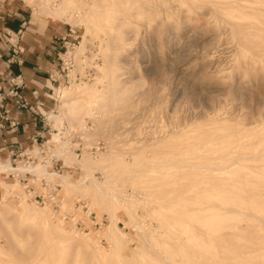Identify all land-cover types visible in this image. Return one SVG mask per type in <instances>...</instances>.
<instances>
[{"label":"rangeland","instance_id":"rangeland-1","mask_svg":"<svg viewBox=\"0 0 264 264\" xmlns=\"http://www.w3.org/2000/svg\"><path fill=\"white\" fill-rule=\"evenodd\" d=\"M6 4L27 9L37 26L24 38L34 30L46 41L69 28L78 36L73 75L91 68V78L52 85L47 137L66 125L103 149H83L75 166L68 153L58 175L39 168L59 184L65 210L86 204L76 210L86 229L16 198L21 184L0 174L5 206L47 208L52 225L88 244L61 243L9 212L0 264H264V0H0ZM88 10L97 23L84 20ZM76 85L99 90L83 129L80 106L71 120L59 114L60 96L76 98ZM59 175L84 182L67 187ZM89 212L104 218L100 228ZM110 221L115 240L104 235Z\"/></svg>","mask_w":264,"mask_h":264},{"label":"built area","instance_id":"built-area-1","mask_svg":"<svg viewBox=\"0 0 264 264\" xmlns=\"http://www.w3.org/2000/svg\"><path fill=\"white\" fill-rule=\"evenodd\" d=\"M74 34V31L69 28L65 36H55L51 42L56 49L53 58L57 64L54 69L47 73V78L52 85H57V87L60 85L70 87L79 82L80 78L83 80L91 78V68H87L84 76L77 73L73 75L74 58L72 52L79 43L77 40L78 36ZM6 35L9 38V44L14 49L15 46L11 42L12 35L8 33ZM22 86L23 79L20 75H6L4 71H0V130L6 127L16 128L19 125L17 119L9 117V109L5 103L7 98L13 101L16 108L38 115L36 106H42L43 100L39 98V94L34 90L32 95L35 103H31L22 96ZM50 91L53 93V89L50 88L48 93H44V97L52 99ZM39 117L42 130L34 133L28 146L20 149L10 142H3L0 145V152H6L5 158L0 156V166L9 165V168L2 170L0 173L6 177L16 179L21 184V196L24 199L32 201L35 205L50 206L53 214L61 220L70 222L75 227L86 229L79 219L76 218V210L79 207L84 212L88 210L86 204L77 200L74 203V209L65 210L59 184L50 181L44 175L31 172V170L35 165L41 164L46 171L51 170L52 172L60 173L67 168L64 163V156L68 153L73 155L75 161L71 165L75 166L83 149H86L92 156H96L103 149V146H89L82 141V138L77 137L80 134L78 135L66 125L60 128L61 133L57 138H48L47 136L52 131L48 114L45 113L39 115ZM20 166L24 167L23 170L19 169ZM15 197L19 199L20 195L15 194ZM89 216L90 225L93 228H100L104 224V218L98 220L91 212H89Z\"/></svg>","mask_w":264,"mask_h":264},{"label":"crops","instance_id":"crops-1","mask_svg":"<svg viewBox=\"0 0 264 264\" xmlns=\"http://www.w3.org/2000/svg\"><path fill=\"white\" fill-rule=\"evenodd\" d=\"M27 13V9L17 4L11 8L8 4L0 7V71H4L6 75L22 77L21 94L31 103H35L32 95L34 90L43 100L42 106H36L38 115L16 108L10 98L5 101L9 109V117L17 119L19 125L16 128L6 127L0 130V145L3 142H10L20 149L30 144L35 132L42 130L39 115L47 113L51 108V102L44 97V93H48L52 88L47 73L54 69L57 63L53 58L56 49L51 42L53 37H59L55 32L51 34L50 39L45 41L44 37H40L39 32L33 30L32 35L29 32L24 38V35L20 33L29 31L31 25L37 27L30 23L31 18ZM6 33H13L17 36L15 42L11 40L15 46L14 49L9 44ZM0 156L5 158L6 152H0Z\"/></svg>","mask_w":264,"mask_h":264},{"label":"bare ground","instance_id":"bare-ground-1","mask_svg":"<svg viewBox=\"0 0 264 264\" xmlns=\"http://www.w3.org/2000/svg\"><path fill=\"white\" fill-rule=\"evenodd\" d=\"M217 10H219V9H217ZM52 14L54 15V13H52ZM84 16H85V18H84L85 21H89V22H92V23H97L99 21V19L95 18L92 15L90 10H88L85 13ZM91 17L94 18V19L90 20ZM110 85H111V83H110ZM67 92H68V90H67ZM67 92L66 91L63 92L62 95L60 96V102H61V106H63V108H62V110H60L59 114L65 115V117H67V119L71 120L72 116L75 113L74 110L76 109V106H80L81 108L79 109L78 112H79L80 116L82 114V116H81L82 118L80 117L81 118L80 127H81V129H83V128H85V125H86L85 122L87 120L85 117H90L91 118L93 116V114L95 113V112L94 113L92 112L91 106L94 103V101H96V99L100 98L99 97V90L94 89L93 87L91 88V87L76 85L74 92L77 94V96H76V98H71V99L67 98V95H68ZM56 117H57V114L55 113V111H53V113L50 116V119H52V118L54 119ZM215 128H216V126H215ZM212 132L214 133V131H212ZM209 134L210 133H208V135ZM53 135H56V134L54 133ZM198 135H199V133H198ZM201 135L203 136V135H206V134H204V133L201 134L200 133V136ZM202 136L200 138H202ZM203 138H204V136H203ZM229 164H231V163H229ZM7 168H9V165H1L0 166V172H2V170H5ZM23 168H24L23 166L19 167L20 170H23ZM39 168L43 169V166L41 164H37V165H35L32 168L31 172H33L35 174H38V175H44V174L48 175V174H50V172L47 173V172H44V170L43 171L39 170ZM51 174H55V175L57 174L58 175V173H55V172H51ZM60 179H62L64 185L67 186V187H77V186L82 185V183L84 182V179L80 180V181H77V182H72V181L68 180L65 176H62V175L60 176ZM88 179L90 180V183L95 188V190H98V191L104 192V193L106 192V190L103 188V185H102V183L100 181H96L93 178H88ZM16 183H17V181H16ZM0 184H3V183L0 181ZM111 195L113 197L117 198V195H114L112 193H111ZM20 197H21V195H20ZM5 199H6V197L4 199L2 198L0 200V225H4V224L7 225L8 221L10 219V217H7V213L14 212L16 215L19 216V218H21L23 220L26 219V220H29V221H33L34 223H39L41 225L40 227L43 226L44 228L45 227L48 228L50 233H52L55 236V238L57 240H59L61 243L64 242V241L72 240L73 242L74 241L76 242L75 243L76 245L78 244L77 246H80V245L87 246L88 245L87 242H83L82 241L83 239L82 240H76L77 238H76L75 232H73V230H72V232L68 233L67 231H64V229L60 228L59 226L52 225V222L49 221L50 220L49 219L50 214H49V212H48L49 210H47V208H45V209H36L34 207H29V206L25 205V203H23V201L21 203H19V204L14 205V206L7 207V206H5V203H4ZM117 199L119 201H124L123 197H121V196H119ZM57 218L59 219V221H61L63 223V221L59 217H57ZM71 226L73 227V225H71ZM116 228H118V227L116 226L115 222L114 221H110L109 225H107L106 228H105L106 231H105L104 235H106V237H108L111 240H115V237H116L115 236V230H116ZM79 241H80V243H77ZM115 245H114V247H115ZM100 253H102V252H100ZM102 254H105V253H102Z\"/></svg>","mask_w":264,"mask_h":264}]
</instances>
